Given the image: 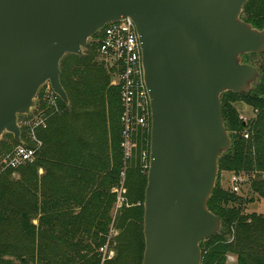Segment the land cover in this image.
I'll use <instances>...</instances> for the list:
<instances>
[{
	"label": "water",
	"instance_id": "water-1",
	"mask_svg": "<svg viewBox=\"0 0 264 264\" xmlns=\"http://www.w3.org/2000/svg\"><path fill=\"white\" fill-rule=\"evenodd\" d=\"M249 0H0V140L21 144L18 117L48 85L66 105L60 62L83 56L105 25L130 19L150 106L142 264H201L222 221L207 208L232 139L221 96L260 84L244 63L264 54V29L241 19Z\"/></svg>",
	"mask_w": 264,
	"mask_h": 264
},
{
	"label": "trees",
	"instance_id": "trees-1",
	"mask_svg": "<svg viewBox=\"0 0 264 264\" xmlns=\"http://www.w3.org/2000/svg\"><path fill=\"white\" fill-rule=\"evenodd\" d=\"M241 19L263 30L264 0H249ZM98 47L95 42L82 57L61 60L60 82L69 105L58 99L59 113L53 114L43 101V87L37 94L35 111L47 117L45 129L36 132L41 142L37 156L33 163L0 176V264H100L99 249L116 200L111 190L123 178L124 196L141 206L124 209L119 221L125 232L117 242L122 258L105 264H123L126 252L131 264H142L147 171L142 170L141 154L149 152L150 124L136 130L132 158L125 163L120 87L111 84L113 70L97 61ZM249 56L254 61L245 60ZM243 59L262 79L248 94L221 96L232 145L219 159V170L239 175L264 200V54ZM237 103L250 107L254 117L243 121ZM20 138L25 140L22 127ZM18 145L6 134L0 155ZM247 202L253 201L216 185L207 208L221 219L222 231L201 242V264H228V257L234 264H264V215L245 214Z\"/></svg>",
	"mask_w": 264,
	"mask_h": 264
},
{
	"label": "built area",
	"instance_id": "built-area-1",
	"mask_svg": "<svg viewBox=\"0 0 264 264\" xmlns=\"http://www.w3.org/2000/svg\"><path fill=\"white\" fill-rule=\"evenodd\" d=\"M95 36L100 61L114 72L111 84L120 87V102L123 108L120 146L124 160H128L133 150L136 130L150 124V106L143 79L141 47L134 24L128 18L105 25ZM58 99L48 85L43 86V101L53 114L59 113ZM26 119L23 126H20L24 128L25 140L10 152L0 155V176L33 163L37 156L41 142L37 139L36 132L38 129H45L47 117L44 111H38L31 119L28 116ZM243 137L248 139V134L245 133ZM141 161L142 170L148 171L149 158L146 152H142ZM241 184L240 176L234 175L231 179L232 192L238 193ZM228 260L235 262L232 257H228Z\"/></svg>",
	"mask_w": 264,
	"mask_h": 264
},
{
	"label": "rangeland",
	"instance_id": "rangeland-1",
	"mask_svg": "<svg viewBox=\"0 0 264 264\" xmlns=\"http://www.w3.org/2000/svg\"><path fill=\"white\" fill-rule=\"evenodd\" d=\"M95 42L97 43V41L95 39H92V38L89 39L87 47L95 44ZM245 60H249V62H252V61H254V58H252V56H249ZM97 61L101 62L99 57H97ZM243 61H244V59H243ZM35 102H36V107H37V105H38L37 104V97L35 99ZM235 107L239 111V116H240V118H242L243 121H249L254 117L253 111L250 107H248L242 103H237L235 105ZM35 108L33 110H31V113L28 116L29 119H31L35 115V113H36ZM24 121H27V119L26 118L22 119V117H18V120H17L18 126L19 127L23 126ZM5 135L6 134L3 135L0 142L4 139ZM144 152H146V154H148V158H149V152L148 151H144ZM132 154H133V150H132L131 156L128 160L123 159L125 163L128 162L132 158ZM39 173L42 174L43 172L40 171ZM233 176H234V174H232V173L220 171L219 170V162H218V173H217V179H216L215 187H216V185H219L223 189H226V190L231 189V179ZM17 177H18L17 173H14L12 175L13 179H17ZM244 181L245 180L243 179V182ZM122 187H123V179L121 180V182L118 186L113 187L111 190V192L115 194L116 200H115V203L113 206V210L111 212L112 223L109 227V232L106 236V241L102 245V247L99 249V253H100V257H101L100 264H105L107 262L113 261L116 258H120V256L122 258V255H120V251H118L119 245L117 242L122 237V235L125 231L121 228L120 221H119L120 217H121L124 209H129V208L141 206L140 202L131 203L129 201V199L124 196ZM238 193H239V195L243 194L246 200L251 199L253 201L251 203L247 202L245 205H243V207H244L243 209H244L245 214H256L259 216L264 215V200L261 199L260 197H258L256 194H253L250 191V189L248 188V185H246V183L245 184L242 183V185H240V190ZM142 230H143V224H142ZM234 263H235L234 261L228 260V264H234ZM123 264H131V256H130L129 252H126V258H125V260H123Z\"/></svg>",
	"mask_w": 264,
	"mask_h": 264
}]
</instances>
